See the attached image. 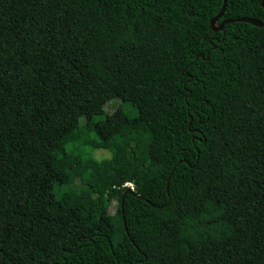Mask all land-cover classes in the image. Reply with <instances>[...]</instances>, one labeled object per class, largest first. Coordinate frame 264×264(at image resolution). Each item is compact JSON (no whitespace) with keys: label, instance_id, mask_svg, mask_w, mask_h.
<instances>
[{"label":"trees","instance_id":"obj_1","mask_svg":"<svg viewBox=\"0 0 264 264\" xmlns=\"http://www.w3.org/2000/svg\"><path fill=\"white\" fill-rule=\"evenodd\" d=\"M223 4L0 0V264H264V27Z\"/></svg>","mask_w":264,"mask_h":264},{"label":"rangeland","instance_id":"obj_2","mask_svg":"<svg viewBox=\"0 0 264 264\" xmlns=\"http://www.w3.org/2000/svg\"><path fill=\"white\" fill-rule=\"evenodd\" d=\"M120 103H121V101L118 99L112 100L107 104L106 110L109 113H112L119 107ZM124 108H125L124 110L126 112L131 111V108L128 105H126ZM91 156L93 158L98 159V160H102L105 158H111L112 153L109 150L97 149V150L92 151ZM116 208H117V203H116V201H114V202H112V205L110 207V211L113 213V212H115Z\"/></svg>","mask_w":264,"mask_h":264},{"label":"water","instance_id":"obj_3","mask_svg":"<svg viewBox=\"0 0 264 264\" xmlns=\"http://www.w3.org/2000/svg\"><path fill=\"white\" fill-rule=\"evenodd\" d=\"M262 5L264 6V0L262 1ZM226 7H227V0H224V4H223V8H222L221 13L215 19H213L211 22V25H212L214 30H216V31L217 30H224L226 24L233 23V22H239V21L251 23V24H254L258 27H264V22L261 20L255 19V18L226 19L221 23V25L217 26L216 22L223 16V14L226 10Z\"/></svg>","mask_w":264,"mask_h":264},{"label":"built area","instance_id":"obj_4","mask_svg":"<svg viewBox=\"0 0 264 264\" xmlns=\"http://www.w3.org/2000/svg\"><path fill=\"white\" fill-rule=\"evenodd\" d=\"M124 187H130L134 191V184L133 183H127L124 185Z\"/></svg>","mask_w":264,"mask_h":264}]
</instances>
